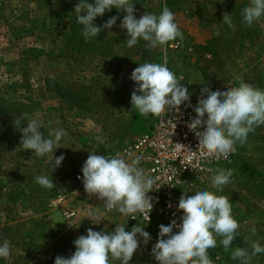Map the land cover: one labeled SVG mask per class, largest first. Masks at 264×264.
<instances>
[{
  "label": "rangeland",
  "instance_id": "374dc122",
  "mask_svg": "<svg viewBox=\"0 0 264 264\" xmlns=\"http://www.w3.org/2000/svg\"><path fill=\"white\" fill-rule=\"evenodd\" d=\"M132 2L137 19L144 13L159 15L167 3L183 34L182 41L172 42L181 48L149 50L142 39L128 47L126 29L119 26L126 13L116 8L94 21L102 27L115 16L116 24L86 41L74 11L79 0H0V245L5 239L11 244L9 258H0V264H54L57 256L69 258L75 252L74 240L89 228L111 232L116 226L126 231L135 226L119 211L103 214L99 198L73 188L71 180L89 153L106 156L125 138L147 132L148 117L132 109L131 94L138 86L124 76L127 66L162 64L166 55L167 67L188 77L196 97L204 87L216 91L241 80L264 90V15L251 25L243 22L242 10L250 0ZM224 13L231 14L233 26L223 22ZM23 113L39 121L45 138L65 130L60 148L43 157L24 150L22 133L13 124ZM236 145L235 162L216 166L233 170L231 182L222 191L213 188L212 173L197 190L229 197L240 225L228 251L219 245L221 237L208 250L214 264H240L231 259L232 250L244 247L251 253L253 241L264 246V125ZM61 155L65 158L54 170V157ZM40 175L55 186H40L35 182ZM59 195L77 209L73 220H65L62 207L53 205ZM140 226L151 240L141 243L129 264H158L151 249L159 226ZM250 264H264V253Z\"/></svg>",
  "mask_w": 264,
  "mask_h": 264
},
{
  "label": "clouds",
  "instance_id": "9594fccd",
  "mask_svg": "<svg viewBox=\"0 0 264 264\" xmlns=\"http://www.w3.org/2000/svg\"><path fill=\"white\" fill-rule=\"evenodd\" d=\"M113 8L126 13L119 26L126 29L128 47H133L140 39L146 42L149 50L165 48L177 38L183 40L175 15L167 3L159 15L144 13L137 19L132 0H94V3L79 0L74 11L77 22L83 26L86 41L116 24L118 17L115 16L102 27L94 23L98 16H103ZM262 15L264 0H250L249 6L242 10L243 22L248 25ZM223 22L233 26L231 14L224 13ZM130 79L138 85L131 94V104L140 116L147 118L151 114L161 118L160 123L163 125L167 123L163 119L165 114L179 113L180 106L185 102L191 107L189 90L180 83L182 77L177 78L167 67L166 55L162 64L140 63L131 73ZM193 111L195 118L187 123V127L198 138L200 156L217 160L226 158L234 150L237 141L246 142L249 133L264 125V90L243 80L238 86L228 87L226 91H212L204 87ZM22 120H27L26 127L21 126ZM13 124L22 133L20 146L24 150H32L38 157L60 148L59 141L66 135L65 130L59 129L45 138L39 130V121L31 119L28 113L17 117ZM175 127L176 124L173 125L174 130ZM96 139L104 142L100 136ZM177 145L189 153L193 152L184 145ZM64 158L63 155L54 157V170ZM141 160L142 156L132 157L130 153L116 152L106 156L89 153L82 166L83 175L78 179H82L85 192L102 200L108 211L116 209L133 220L138 219L136 214L139 213L149 222L153 198L148 194L157 189L154 185L158 177L147 175L139 167ZM207 171L213 173V188L220 191L221 186L229 184L233 176L232 169L208 168ZM35 182L49 189L55 186L46 175L35 177ZM188 193L183 192L178 201V210L183 212L181 222L177 223L173 219L167 226H159L157 242L151 249V255L158 264H214L208 250L218 246L217 237H221L219 245L223 246L224 251L229 250L237 237L240 225L232 216L229 197L208 190L196 191L193 195ZM144 227L138 222L131 231H126L124 226H116L111 232L89 228L87 235H80L74 240L75 252L69 258L57 256L54 264H112L113 261L129 264L141 243L147 245L151 240ZM174 228L178 229L175 233ZM251 231L255 234L256 229L252 228ZM250 247L251 253L247 248L236 247L231 252V259L239 260L240 264H250L252 257L264 253V246L259 242L253 241ZM10 253L11 244L5 239L0 245V258H9Z\"/></svg>",
  "mask_w": 264,
  "mask_h": 264
},
{
  "label": "built area",
  "instance_id": "2783aa9c",
  "mask_svg": "<svg viewBox=\"0 0 264 264\" xmlns=\"http://www.w3.org/2000/svg\"><path fill=\"white\" fill-rule=\"evenodd\" d=\"M168 48L178 50L181 48L180 42H170ZM177 78L182 77L180 83L185 85L190 93L191 107L187 106V102L180 106L179 113L170 112L165 114L163 119L165 124L161 125L158 117L148 116V126L145 133L138 136L125 138L114 146L107 155H114L116 152L122 154L130 153L132 157L142 156L139 167L145 170L147 175L158 177L153 189L148 195L153 198V208L150 212V221L143 219L141 214L137 213V220H133L127 216L125 218L129 223L137 225H157L167 226L173 219L177 223L181 222L183 212L178 210V201L183 192H189L188 195H193L212 174L208 172V168L216 169L218 165H232L239 155L237 145H234V150L226 157L220 159L202 158L200 149L198 148V138L194 132L187 127V123L195 118L194 107L198 103L188 77L176 70H172ZM237 86L232 82L226 84L220 91H226L228 87ZM206 98V94L205 97ZM176 124L175 130L173 125ZM203 130V129H201ZM174 131V132H173ZM184 145L185 148L192 150L189 153L186 149L179 145ZM83 166V165H82ZM82 166L72 176V187L83 188ZM194 168V169H193ZM90 197V196H89ZM100 209L103 214L110 215L117 212L116 209L108 211L103 206V201L99 199ZM171 204V207H169ZM53 205H60L62 215L65 220L71 221L76 217L77 209L75 206L68 205L65 197L59 195ZM178 229H173L175 233Z\"/></svg>",
  "mask_w": 264,
  "mask_h": 264
},
{
  "label": "water",
  "instance_id": "95a60500",
  "mask_svg": "<svg viewBox=\"0 0 264 264\" xmlns=\"http://www.w3.org/2000/svg\"><path fill=\"white\" fill-rule=\"evenodd\" d=\"M138 67V66H127L126 68H124L123 70V74L124 76L128 79V81L131 83V84H134V85H137L135 82H133L130 77H131V73L133 72V70ZM138 86V85H137Z\"/></svg>",
  "mask_w": 264,
  "mask_h": 264
},
{
  "label": "trees",
  "instance_id": "16d2710c",
  "mask_svg": "<svg viewBox=\"0 0 264 264\" xmlns=\"http://www.w3.org/2000/svg\"><path fill=\"white\" fill-rule=\"evenodd\" d=\"M150 115V114H149ZM15 132V131H14ZM14 132H13V134H14ZM10 142V143H9ZM11 143H13V139H12V137H11V141H8L7 142V144H6V151L8 152V151H11L12 150V144Z\"/></svg>",
  "mask_w": 264,
  "mask_h": 264
}]
</instances>
